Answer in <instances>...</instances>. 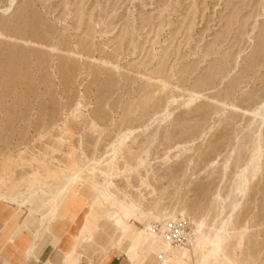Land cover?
Instances as JSON below:
<instances>
[{"label":"rangeland","instance_id":"obj_1","mask_svg":"<svg viewBox=\"0 0 264 264\" xmlns=\"http://www.w3.org/2000/svg\"><path fill=\"white\" fill-rule=\"evenodd\" d=\"M263 107L264 0H0V230L20 220L1 256L36 251L52 227L36 202L79 173L58 197L53 232L73 240L60 260L143 264L151 224L196 264L192 234L239 204L224 256L264 264ZM257 146L245 196L228 200ZM32 195V215L6 203ZM89 208L130 232L77 239Z\"/></svg>","mask_w":264,"mask_h":264},{"label":"bare ground","instance_id":"obj_2","mask_svg":"<svg viewBox=\"0 0 264 264\" xmlns=\"http://www.w3.org/2000/svg\"><path fill=\"white\" fill-rule=\"evenodd\" d=\"M261 119H262V124H264V107H263V115L261 116ZM261 151H262L261 146H257L256 154L253 156V159H251L249 164L245 166V168L241 171V174L239 176L240 183L238 185L236 184L235 187H233L232 193L228 197V200L233 199V196L236 193H239L242 196H245L246 191L249 186L250 175L252 173L254 175L256 172V169H258V164H259L258 160H259ZM80 177L81 176L79 175V173L68 177L65 181L64 187L58 193L59 195H55L54 199L49 203V205H43V204H40L39 202L32 201L35 195L30 196V198H27L22 202L19 201V198H16V199L10 200V202L8 203L16 205L18 209L17 212H21L22 209H24L25 207L26 208L29 207L31 215L34 213L33 206H32L33 202L39 203L41 205V212L44 211L43 218L36 219L35 224L40 227H43L44 221L47 219V217L51 215L52 218L48 220L49 226L55 225L57 221L56 217H58L61 211V208L63 206L62 204L60 205L58 203V199H59L58 197L60 196L61 200L64 199L66 195L68 194L67 192H68L69 187L71 185H74V183L77 180H79ZM77 195L78 194L75 195V198ZM0 201H3V197L1 196H0ZM98 201L99 200H97V202ZM238 209H239V204H235L233 206L232 214L228 217V219L223 220L221 222L217 221L212 227V229L210 230V232L206 234L203 238L200 237L201 233L199 230H197L196 233L192 234L193 239L190 240V244L193 246L195 252L197 253L199 257L196 264H233L229 259H227L224 256V249H225L226 242L230 235L229 228L234 222L235 213L238 211ZM131 215L132 214H129V215L126 214L125 217H129ZM109 218L110 219L104 220V217L98 215V213H96V211L91 208L88 211L86 218H85L86 220L85 222L87 223V225L85 226L84 229L80 231L79 235L77 236V239L81 240L87 234H91L92 239H94L95 234H93L92 232L91 225L97 228V232H99L98 233L99 237L101 238L106 237L110 241H113L115 238L120 237L119 231H121L124 234L126 232H130L129 226L122 220V218L119 215H113ZM129 220H130V217H129ZM99 223L101 224L100 227L98 226ZM218 227H219L218 235H216L215 240L212 241L214 233L216 232V229ZM168 231H170V229H168ZM95 241L96 240L94 241L92 240L89 242V244H95ZM36 243L39 244L38 241H36ZM137 243H140V242H137V238H133V239L131 238L129 241H127V247H125L123 250L125 251V253H129V251L133 250V246H135V244ZM171 243H172V238L168 236L167 237L163 236L162 233L160 234L156 233L154 231V227L151 226V224L148 225L145 235L142 238V241L140 243L143 249V252L145 253V256H146L145 263L143 264H182V262L175 261L171 259V257L169 256V254L173 252V248H172L173 246ZM178 251L185 252V253L188 252L185 245H179ZM35 256H36L35 252H32L31 254L32 261L35 260ZM80 258L81 257L65 255L61 260H63L64 264H66V261H69L67 262L69 264H79Z\"/></svg>","mask_w":264,"mask_h":264},{"label":"crops","instance_id":"obj_3","mask_svg":"<svg viewBox=\"0 0 264 264\" xmlns=\"http://www.w3.org/2000/svg\"><path fill=\"white\" fill-rule=\"evenodd\" d=\"M74 198L75 197H72L73 202L75 201ZM6 203L9 204L8 202ZM36 204L41 210V205L39 203H36ZM17 210L18 209L16 208V215L19 213L17 212ZM19 222L20 220H17L16 217L15 218L12 217L8 220L5 227H3L0 230V264H60V262L64 264L63 260H60V254L64 252H68L71 249L73 245V240L72 238L67 237V235L62 232H60L57 237V235L53 232V227L55 225H52L51 228L50 227L48 228L47 235L42 240H37L39 242L38 246L40 247V249L39 247L36 249L35 251L36 256H35L34 261H32V258H31L32 251H29L27 253L28 254L27 256V254L24 252L25 251L24 249L22 250V252H17V253H14L13 255L8 253L6 256H1V251L9 243V239L13 237V235L15 234L19 226ZM30 226H32V224H30ZM53 241H57V243L53 244ZM26 256L27 258H29L28 261H27ZM23 259H25L24 263L21 262L23 261ZM106 260L107 259L105 258L99 259L97 264H104ZM123 261H124V258L114 256L112 257V259L109 261L108 264H123ZM89 263L94 264L95 262L91 261Z\"/></svg>","mask_w":264,"mask_h":264}]
</instances>
